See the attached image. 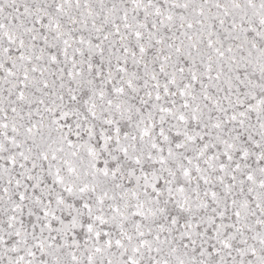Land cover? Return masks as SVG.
Masks as SVG:
<instances>
[{"label":"snow or ice","instance_id":"obj_1","mask_svg":"<svg viewBox=\"0 0 264 264\" xmlns=\"http://www.w3.org/2000/svg\"><path fill=\"white\" fill-rule=\"evenodd\" d=\"M0 264H264V0H0Z\"/></svg>","mask_w":264,"mask_h":264}]
</instances>
